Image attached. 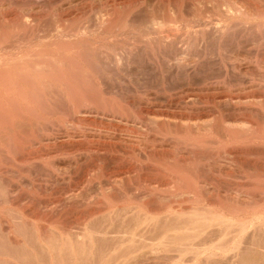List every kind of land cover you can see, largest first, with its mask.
Masks as SVG:
<instances>
[{"label":"bare ground","instance_id":"bare-ground-1","mask_svg":"<svg viewBox=\"0 0 264 264\" xmlns=\"http://www.w3.org/2000/svg\"><path fill=\"white\" fill-rule=\"evenodd\" d=\"M25 1H29V4H26ZM41 2L45 4H40ZM47 18H51V22H48ZM229 37L235 38L237 40L235 42L250 38L252 43L249 44L252 45L253 50H249L250 47L248 50L251 53L254 51L252 56H250L251 53L249 56L246 55L245 52L248 50L242 52L239 49L231 55L226 54L227 50L225 51L223 48L226 45H223ZM207 42L215 46L212 51H204L205 46L203 51L199 49V52L202 53H198V50L195 51L200 45ZM138 45H143L145 49L151 52V59L154 57L158 60V56H161L159 58L170 63L171 65H168L170 68L174 67L176 73L181 70L187 76L190 70L194 71L197 66L202 67L201 64L210 59L209 62L213 60L215 67L217 64L221 75L213 78L205 76L201 77V80L196 78L198 81L194 79L185 86L180 84L183 87L176 91L177 94L187 100L183 104L169 102L163 105L160 102L151 101L152 99H148L149 96L146 98V96L138 95L130 97L121 95L119 96L121 102H117L114 107L110 105L113 113L110 114V108L107 109L109 105H103L105 101L102 100L103 106L95 101L96 96L100 95L102 91L101 93L97 90L94 92L93 88H90L91 86L88 88L90 90L85 89V87L80 88L76 78L79 79L77 76L83 74L87 79L91 74L90 72L96 69L94 62L98 66L97 68L103 69V71L104 68L114 69V72L119 74L124 67V60L127 59L124 58L127 56L124 55L125 52ZM89 57L96 61L89 62ZM70 64L73 65V68L78 69L74 68L72 71L75 76L79 73L75 78L73 73L72 76L68 74L70 77H67V70L65 71V69L67 66L70 67ZM207 64L210 65V63ZM90 66L93 69H90ZM71 68L68 69L71 71L73 69ZM0 71L2 79L0 80L2 90L0 92L5 93V96L0 97V104L3 106L0 107V114L6 112L2 108L6 107V110H9L12 106H10V101L15 98L14 96L16 99L22 97L21 99L25 100H23L25 105H22L24 102L18 103L17 99L15 104L22 105L18 111L23 110L27 116L28 114L30 117L32 116L31 121H33L30 122L34 123L35 126L40 120L41 103L39 100L42 99L43 101L44 99L48 102L56 96H62L66 100L71 98V101L74 102L78 96L79 99L76 98L78 99L77 107L73 102L70 103V107H73V104L79 113L81 111L83 114L85 110L103 114V116L116 118L123 124L131 120L129 115L121 112L124 109H136L135 122L143 128V133L135 132L136 134H133L125 130L123 132L121 129V131H116L98 128L72 134L73 137L82 138L87 143L85 144L86 147L84 146V152L87 156L84 159L80 157L84 155L82 152L79 157L71 159L72 171L77 170L79 164L86 161L84 170L87 177L91 180L92 178L101 179V181H97L101 189L99 188L100 194L94 203L101 202L103 208L106 206L105 209L107 210L109 207H116L118 215L122 214V217H125L127 213H132L129 215L131 218L129 217L127 220L134 229L129 228L132 230V234H129L130 237H127L129 241L126 240V242L133 243L134 238H136V230L138 231L142 226H147L146 230H148L149 225H156L160 219L157 215L164 210L173 217L168 216L169 218H167L166 216L165 219H170L166 225L171 227L164 232L157 230L160 234L158 236L156 234V237L154 236L155 238L152 239L156 240V243L152 245L151 249L164 251L166 244L171 243L173 249L176 248L175 250L179 252L180 256L191 253L198 259L200 258L201 261L204 260L205 264H231L234 262L232 260H235V264H264V239H258V241L254 238L253 241L249 239L251 242L246 239L249 238L246 236L249 234L247 233L249 225L264 222V213L254 214L251 219L244 216L249 204L246 193L247 186L252 181L256 186H260L262 181L259 180V177L263 178L264 174V159H262L264 155V104L259 100H263L264 97V0H0ZM54 71L58 73H53ZM70 71L69 73H71ZM198 72L200 71L198 70ZM13 75L16 76V80H13ZM85 90L91 91V93L87 92L88 94H86ZM92 91L95 93V97ZM176 91H174L175 95ZM73 95L76 97L73 98ZM204 98L216 100L217 105L220 103L217 110L214 111L215 113L201 107L200 104L203 103L201 100ZM13 102L12 104H14ZM173 108L180 113L183 112V115L178 112V116H175V113L173 115L160 113L162 109L165 113ZM165 109L167 110L165 111ZM201 110H205V114L202 116H200V113L203 112ZM7 112L11 113L10 110ZM227 112L241 116L250 115L255 120L252 122L246 121V118L245 120H238L236 117H229ZM4 124L6 122L0 123V125ZM10 125L13 126V123ZM4 127L6 126L4 125ZM212 132L222 135L221 140L212 141L213 139H211L210 141L207 136L208 133ZM48 154V152L34 154L33 157L35 159L38 157L45 158ZM31 157L27 155L21 160L25 162ZM70 164H68L69 168ZM126 164L128 166H125ZM88 178L86 179L88 180ZM251 179L254 180L251 181ZM113 189L122 190L123 194L121 195L124 200L128 197L133 200L129 199L130 204L117 205L116 200H111L109 195ZM66 190L62 192L68 195L69 200L66 201L73 202L75 211L81 207L80 205L88 206L93 203L88 202L92 198L88 200L89 196H86L88 198L86 201V197L77 200L76 192L72 194L70 191L72 187ZM212 196L216 197L217 201L223 199L229 206H231L229 201H234L237 209H239L238 212H240L239 218L222 212L227 209V205L221 208L222 202L218 204L221 206H217L216 211L213 207L215 205L212 204L213 208L211 209L213 210L211 212L209 208L211 206L207 207V205H211L209 198ZM60 198L53 199L50 203L62 204ZM262 200L264 199L262 198ZM66 201L63 204H67ZM185 203L190 204L185 205ZM75 206L79 207L76 208ZM51 207L49 209L53 212L55 208ZM62 208L63 205L60 209ZM99 208L102 209L101 206L97 208L92 206L91 210H79L80 212L75 219L68 223L50 220L48 225H43L39 223L40 221L32 224L37 240L43 243V246L40 247L44 248V251L46 250L51 263H53L55 251H57L56 254L59 255L60 259L65 256L73 264L77 262V252L80 249L78 248V250L75 245H84L87 243L85 239L93 240V234L86 227V221L94 212L97 213L96 210L99 211ZM205 208H209L210 211L205 212ZM71 209L73 208L69 210ZM232 210L233 212L236 211L235 209ZM102 211L104 210L102 209ZM20 218H23V214ZM172 224L174 225L172 226ZM15 227L16 225H14ZM259 227L261 228V226ZM72 228L78 230L72 232ZM9 229L10 227H8V231ZM178 230L179 232H177ZM4 231L10 233L7 229H3ZM261 231L264 230L261 228ZM11 232H13L12 228ZM20 234L22 235V233ZM136 234L138 233L136 232ZM13 238L14 241L20 239L19 237L18 239L17 237ZM130 244L126 243L127 248H123L124 246L120 244L122 250L119 251L118 246L116 247L117 250L110 249L113 250L111 254L105 255L106 257L102 256L104 259H98L95 263L139 264L143 255H136V252L140 247H135L138 245L137 243L134 244L135 246L131 244L132 247ZM149 245L147 247H150ZM133 247L137 249H133ZM141 247L143 249V243ZM114 251L120 254H113ZM134 251H136L135 254ZM140 253L142 254V252ZM6 254L5 256H7ZM33 254L35 256V253ZM132 254L133 256H131ZM2 255L4 256V254ZM120 255L121 257H119ZM177 256L176 258L179 257ZM23 257L25 256L23 255ZM2 258L4 259V257ZM173 260L171 264H179L182 261L180 258ZM19 261L16 263L26 264L21 260ZM198 262L195 264L201 263Z\"/></svg>","mask_w":264,"mask_h":264},{"label":"rangeland","instance_id":"rangeland-1","mask_svg":"<svg viewBox=\"0 0 264 264\" xmlns=\"http://www.w3.org/2000/svg\"><path fill=\"white\" fill-rule=\"evenodd\" d=\"M25 3L29 4V1H25ZM26 4H25V6H27ZM40 4H45V3L41 2ZM46 20L49 22L51 20V18H47ZM46 20H45V23H47ZM248 40L251 41L250 38H247V39L241 40V42H235V41H237L235 38L232 39L231 37H229V38H227V40L224 41L225 44L223 43L224 44L223 46H225V45L226 46L223 48L225 49V51L227 50L226 54H229V55L238 51L237 49H239V51L245 52L249 49L248 47H250L249 50L252 51L253 47H251L252 45H250L252 43V41L249 42ZM207 44H208V46H207ZM209 45H210V47H209ZM136 47H134V49H132V50L131 49L128 50L127 52H125V54L123 53L124 55H127L129 58L127 56H124V58L125 59L127 58L128 60L127 59L124 60L125 61L124 67L122 68V71L119 74L117 72H114L115 71L114 69H112L113 70L112 71L110 69L104 68V71H103V69L101 70V69L97 68L98 66L95 65V62H94L95 59H91L89 57L90 58L89 62H91V61L94 62L93 64L96 67L95 71L90 70V71H92V72H90L91 77L89 76V77H87V79H85L86 77H84L83 74H82V76H80L81 74L77 73L78 72L77 71L76 73L79 75L77 76V74H76V76L79 77V79L76 78V80H77L76 82L78 83V81H79L80 88L85 87V89H88L91 86L90 88L91 89L93 88L92 90H94V92H95V90H97L99 93H101V91H102L103 94L102 93L100 95L98 94V96H96V98H95V101H97L98 104H101V103L103 104L102 100L105 101L106 104L104 103L103 104L104 106L105 105H109V106L111 105L112 107H114L116 105V103L120 101L119 96H121V95L122 96H128V97H130L132 95H135V96L138 95L141 97L146 96V98L149 96L148 99L149 98H150V100L152 99L151 101L158 102V103L160 102L163 105L166 103H169V102L173 103V104H183L187 100L183 96H182L183 97L182 98L179 94H177V91L179 90L180 87H183V86L189 84L192 80L194 81V79L196 81H198L197 79L201 80L200 78L205 77V76L206 77L210 76L213 78V77H217L221 73V71L218 70L217 64L215 67L213 60H211V62H209L210 59H207L208 62H203L204 64L203 63L201 64L202 67L197 66L198 69H197V67H195L194 71L190 70L189 74L187 76H185V73H182L181 70L177 71V73H176V70L174 67L170 68V66H169V65H171L170 63H168L167 61L165 62L162 58H159L161 56H158V60H156L157 58L154 59V57L151 59V57H150V56H152V54H150L151 52L149 50L145 49L143 45L142 46L138 45ZM203 47H204V49H203ZM214 47L215 46H213L212 43L207 42L206 44L204 43L203 45H200V47L195 49V51L198 50V53H200L203 50L204 51L206 50V52H208V51L210 52V50L212 51L214 49ZM41 48H43V47H41ZM199 49H201L200 52H199ZM249 50L247 52H245L246 55H248V56L251 53ZM252 53H254V51ZM252 53L250 54V56H252ZM207 63H210V65H208ZM93 64H91V65L93 66ZM70 65L73 68V65L72 64H70ZM212 65H213V67H212ZM71 66L70 67L67 66V67L70 69ZM67 67H66L65 71L67 70V77H70L68 74L71 75L73 73L72 71H74L75 67L73 69L71 68L72 69L71 71ZM93 67L90 66V69L91 68L93 69ZM75 69H77V68H75ZM198 70L200 72H198ZM65 71L63 70V74ZM69 71L71 73H69ZM110 71H112V72H110ZM55 72L56 71H54L53 73H55ZM56 73H58V72H56ZM93 73H94V75H93ZM175 73H176V75H175ZM0 74H1V71H0ZM182 74H184V75H182ZM44 75H43V77H44ZM73 75H74L73 77L75 78L76 77L75 73H73ZM179 75H181V76H179ZM92 76H93V78H92ZM13 77H12L13 80H16V76L13 75ZM81 77H84V78H81ZM235 77H237V76H235ZM0 80H2L1 77H0ZM80 81H82V82H80ZM149 81H151V82H149ZM83 82L84 83L86 82V83L84 84ZM121 83H122V86H124V87L121 86ZM180 84H182L183 86ZM0 85H1V83H0ZM88 90H90V89H88ZM145 90H146V92H145ZM0 91H2L1 87H0ZM174 91H176V95H175ZM87 92L89 94L91 93V91H86V94H88ZM171 92H173V93H171ZM3 93H1L0 97L5 96V93L4 94ZM144 93H146V94H144ZM92 94H93V96L95 95V93H93V91H92ZM14 97L15 98L10 101V103H11L10 106L11 105L12 106L10 107L11 109L9 108V110L11 113L7 112L9 110L8 109L6 110V107H5L6 105H5L4 106L5 108H2L3 110L5 109L4 110V111H6V112H4L5 114L4 113L0 114V120H1L0 123H4V122H6V124L8 123V125L4 124L6 127H4V125H0V162H1L0 166L2 165L0 167V177H1L0 178V215H1L0 216V231H1L0 232V264H14V263L17 264L16 262H20L19 260L25 262L26 264H31V263L32 264H36V263L37 264H48V263L49 264H65V263L66 264H73V262L69 259L67 260V257H65V256L60 259L59 255L56 254L57 251H55V255L53 256V259H52L53 263H51L49 255H47V253H46V250L44 251V248L40 247V246H43V243L41 242L42 243V245H41V243L37 240L36 235L34 233L35 230H34L33 225L35 223H38L39 221H40L39 223L46 225L50 220H52V221L59 220V221L67 222V223L72 222L75 219V217L77 216L78 212H80L79 210L85 209L86 207L87 208L85 210H91L92 206H93V208H95V207L97 208V207L101 206V208L104 211H102V209L99 208L100 209L99 211H102V212H99L96 210L97 213L94 212V214L91 215L93 218L91 216L90 217L87 216L88 222L86 221V223L88 224V226L86 223L85 224H86V227L89 228V229L88 228L87 229L90 230V232H92L91 234H93L92 235L93 240L92 239L91 240L85 239V241H87V243H85L84 245H81V246L75 245L77 247V249L79 248L82 251L81 252L82 254H81L80 250L78 249L79 252H77L78 256H77V262L76 263L77 264H90V263L96 264L98 259L101 260L105 255H109L112 253L113 250H110V249H112V248L116 249L117 246L120 247L121 245L124 246L123 248H127L126 243L127 244H130V243L126 242V240H128V238L130 237L129 234L134 229V227H132V224L130 222H128L129 220H127L129 217L131 218V216H129V215L132 213H130V214L127 213L125 215V217L126 216L127 217L125 218V217L121 216L122 214L118 215L116 207L115 208L109 207L110 209L107 207L108 208V210H107V209H105L106 206H104L105 208H103V206H102L103 204L101 205V202L100 203L98 202L97 204L94 203V201H96L98 199L97 197H99V194H100V190H99L100 187H99L98 182H99V180L101 181V179L98 180V178H94V179L92 178V180H91V178L87 177V175L85 174V170H84L85 166H86V161H83V162L80 161L81 164H79V168L77 170L75 169L72 171L71 168H72L73 164H72L71 159H75V158L79 157L80 155H82V152L85 155L84 148L86 147L85 144H87L82 138H75L72 136V134L84 132V131H87L89 129L92 130V129H98V128L99 129L116 130V131L123 130V132L130 131V133H133V134L135 132L136 133L137 132L143 133V128L141 126H139V124L137 122H135V120H136L135 116L137 115L136 109L130 108L129 110H126V109L123 110V111H127V112H123L122 110H121L122 112L120 111L122 114L125 113L127 116L129 115L128 117L131 120L128 123H124L125 124L124 125L123 122H119V120L117 121L116 118L106 116V115L103 116V114H99V113L97 114L95 112H88V111H85L84 109H83L84 110L83 114L81 113V111L79 113V111H77V109H75L74 105H73V104H75V107H77L76 105H78V99H79L78 96L76 97L73 95V98H75V97L78 98V99H76V98L74 99L75 102L71 101L72 100L71 98L67 99V100L71 101V102H69L62 96H59V97L56 96V98L49 100L48 101L49 103L44 99H43V101H42V99L39 100L41 103L40 104V110H39L40 111V114H39L40 120L38 122V125L35 126L34 123L33 124L31 123L33 121V120L31 121V119H33L32 116L30 117L28 114V116H29L28 117L26 112L23 113V110H21V111L19 110L20 112L18 111V109L22 105H25V102H24L25 100L21 99L22 97L21 98L17 97L18 100L16 99V96H14ZM5 98H7V97H5ZM13 100H14V102H13ZM16 100L18 101V103H21V102L22 103L24 102V103L21 106H18L19 105L18 103L15 104L17 102ZM28 100H29V98H28ZM259 100L262 101V104H264V97H263V100H261V99H259ZM12 102L15 105L12 104ZM72 102H73V104H72L73 107H70V105H71L70 103H72ZM201 102H203L202 104H200L202 108H206L207 110H210L213 113H215L214 111H216L218 106L220 105V103H219V105H217L218 104L217 101L213 100L212 98H209V99L204 98L203 100H201ZM44 104H45V106H44ZM0 105H1L0 107H3L2 104H0ZM109 106H107L108 107L107 109L110 108L109 113L113 114L111 112V106L110 107ZM71 108H73L72 109L73 111L71 110ZM163 109L160 110L161 111L160 113L168 114V115H173L175 113L174 114L175 116H178L177 114L180 113V111H178L174 108L170 109L168 111H166L167 109H165L166 112L164 113ZM173 110H174V112H173ZM201 111H203V110H201ZM91 113H93V114H91ZM180 114L183 115V112H181ZM204 114H205V110L200 113V116H202ZM227 114L229 117L232 116V117H236V119L238 118V120H242V119L245 120V118H246V121H250V122L255 120L250 115L245 116V114H244V116L243 115L241 116L240 114L237 115L235 113L237 115L236 116L235 114L228 113V112H227ZM76 116H77V118H76ZM240 116H241V118H240ZM250 117H251V120H249ZM11 122L13 123V126L10 125V124H12ZM28 123H31V124H28ZM16 124H18V125H16ZM171 127H172V125H171ZM126 128H127V130H126ZM70 130H72V131H70ZM16 131L19 134H17ZM151 133L153 134L154 132L152 131ZM15 134H16V136H15ZM216 135H218V136H216ZM51 136H53V137H51ZM221 136L222 135H220V134H215V132L214 133L212 132V133H208L207 138L210 141H211V139H213L212 141H217V140H221V138H222ZM12 142H13V144H12ZM15 142H16V144H15ZM45 142H46V144H45ZM263 147H264V145H263ZM26 151H27V153H25ZM47 152L50 155L48 154V156L47 157L45 156V158L44 157L43 158L38 157L35 159L33 157L34 154H42V153L44 154ZM27 155L30 157L32 156V157L29 160H26L25 162H23L21 159L23 157H27ZM84 155H82L80 157H83V159H84V157L87 156V155H85V156ZM18 156H19V158H18ZM262 159H264V155H263ZM6 164H8V165H6ZM23 164H24V166H23ZM68 164L71 165L70 168H69ZM16 165H18V166H16ZM125 166H128V165L126 164ZM70 171H72V173H70ZM66 172H68L69 174ZM84 175H86V176H84ZM262 177L263 178H261V176H260L259 180L262 181L263 184L261 183L260 186H256V184H253V181H252L254 179H251L252 185L249 184V186H247V189H246V193H247V196L249 199V204H248V208H246L247 211L245 212L244 216L248 217L249 219L253 218L254 214L256 215L258 213L259 214L264 213V200H262V198L264 199V196H263L264 195V174ZM86 178H88V180ZM66 186H67V188H66ZM68 186H70L69 187L70 189L72 187V190H70V191H72V194H74L75 192H76V194L78 193L77 195L75 194L77 200H82L84 197L89 196L88 197L89 199L86 197L85 201L87 199L90 200V198L92 197L91 200L88 202L89 203L93 202V203H90L88 206L87 205H80L81 207L75 206L76 208L79 207L75 211L74 205H72L73 202L72 201L71 202L66 201V200H69L68 195H66L65 192H62V191H67L66 189L69 190ZM77 191H79V192H77ZM121 194H123L122 190H117V189L114 190L113 189V191L109 195H110L111 200L112 199L114 201L116 200L115 202L117 205L121 206V204L122 205L130 204L129 199L130 200H133V199H131V197H128L125 199L126 200L125 201L122 198ZM79 197H82V198L80 199ZM56 198L57 199L60 198L62 200V202H60V203H62V204H59V203L51 204L50 203V201L51 200L53 201V199L57 200ZM209 199H211V203L209 201V203L211 205H207V207L211 206V207H209L210 209L214 207V209L216 211L217 206L222 205L223 207L221 206V208H224V206L227 205L226 206L227 209H225L222 212H224V213L227 212L226 214L229 213L232 217L239 218L238 216H240L239 215L240 212H238L239 209H237V207H236L237 205L233 200H232L233 202L229 201V203L231 205V206H229V204H227V202L223 201V199L221 201H219V199H218L219 202L217 201V198L213 197V196H212V198H209ZM121 200H123V201H121ZM65 201H66V203L67 202L68 203L67 204L64 203L65 204L64 205L63 202H65ZM216 201H217V203H216ZM221 202H222V204L218 205ZM118 203H120V204H118ZM151 204H152V202H151ZM189 204L190 203H185V205H189ZM212 204L215 206H213ZM62 205H63V208H62L63 210L60 209V207ZM50 206H52L51 208H55L54 206H57V207L52 212L49 209ZM233 206H235V208H233ZM45 207H47V209H45ZM69 207L73 208V209L69 210L70 209ZM231 207H232V209H235V210L237 209V210L233 212ZM209 208H205L204 211L205 212L210 211ZM65 209L67 210L66 212H65ZM115 209H116V211H115ZM207 209H209V210H207ZM212 210L213 209H211V212H212ZM111 212H112V214H111ZM37 213H38V215H37ZM160 213L161 214L157 215L158 218H160L156 224L157 226L156 225H153V226L149 225L148 230H146L147 226H142L138 231L136 230V232L138 234H136V232H135L136 238H134L135 237V235H134L133 238L135 239V241L134 242L132 241L133 243H131V244H133V246H135L137 243L138 245L135 247H137V248L140 247L142 249L141 245L143 243V249H142L143 251L139 248V250H141L140 252H142V254L139 252V250L137 248L133 247V249L134 248L137 249V252L134 251V254L136 252V255H143L140 258L141 260L139 261V264H171L172 261H174L173 259L176 260L179 258L182 260V261L180 260L181 263H179V264H193V263L195 264V262H198V260L202 264H205L204 260H202L203 261L202 262L200 260V258L198 259L197 256H196L197 257V260H196V257L194 256V254H191V253H190L191 255L185 253L186 254L185 256L183 254V256H184V259H183V256H180L179 252L175 250L176 248L173 249L171 243H169V244L167 243L168 247H169V245H171L169 248L167 247V244H166V247H165L166 249L164 251L162 249H151L152 245L153 244L155 245V243H156V240H152V239H154L156 236H158V234H160L161 231L164 232V230L171 227L170 225L169 226L166 225L168 222H170L169 221L170 219L169 220H165V219H166V216H167V218H169V217L173 218V217L169 216V213L166 211L164 212V210L160 211ZM22 214H23V218H20V217H22ZM35 216H37V217H35ZM50 218H52V219H50ZM69 218H71V219H69ZM165 221H166V223H165ZM7 223H9V224H7ZM1 224H2V226H1ZM11 224H13V225H11ZM129 224H131V225H129ZM14 225H16L15 228H14ZM173 225L174 224H172V226ZM7 226L10 227L9 231H8ZM249 226L250 227L247 228V230H248L247 233H249V234H246V236L249 237V238H246L248 242H251L250 240L253 241L254 239H257V241H258V239L259 240L264 239V231H261V228H262V230H264V227H263L264 222H260V224L259 223H254V224L251 223V225H249ZM257 226L258 227L261 226V228L260 227L258 228ZM2 227L4 230L7 229V231L10 233H6L5 231L3 232ZM131 227H132V230L129 229ZM11 228H12L13 232H11ZM136 229H138V228H136ZM77 230H78L77 228H72V232H76ZM157 230H159L160 232ZM128 231H129V233H128ZM148 231H150V232H148ZM177 232H179V230ZM20 233H22V235L24 234V236H22ZM8 237H9V239H8ZM13 237H17V239L19 237L20 239H18L17 240L18 242H17L16 240L14 241ZM125 237H126V239H125ZM73 239H76V238H73ZM134 239H132V240H134ZM22 240H24V241H22ZM121 240H122L123 244H122ZM52 242L54 243V241H52ZM72 242H74V241H72ZM124 243H125V245H124ZM150 243H152V244L149 245ZM93 244L95 247L93 246ZM85 245H87V246L84 248ZM130 245H129V247H130ZM147 245H149L150 247H147ZM144 246H146V247L144 248ZM118 247H117L118 251L122 250V248H121L122 246L120 248H118ZM131 247H132V245H131ZM84 249H86V250H84ZM9 252H10V254H9ZM114 252H113V254H116V253L118 254L117 251L115 253ZM33 253H35V256L38 255L37 256L38 259H37V257L33 256L34 255ZM2 254H4V256ZM5 254L7 256H5ZM44 254H46V255H44ZM79 254L82 256H80ZM172 254H176V255H172ZM177 254L179 257L177 256ZM23 255L25 257H23ZM131 256H133V254ZM176 256L178 258H176ZM2 257H4V259ZM12 257L14 258L13 260H15V262H13ZM116 257H118V256H116ZM119 257H121V255ZM119 259H121V258H119ZM232 261L235 262V260H232ZM232 261H230V262H232ZM86 262H88V263H86ZM234 262H232V263L235 264ZM201 263H199V264H201Z\"/></svg>","mask_w":264,"mask_h":264}]
</instances>
